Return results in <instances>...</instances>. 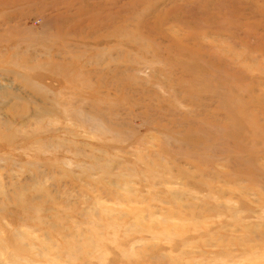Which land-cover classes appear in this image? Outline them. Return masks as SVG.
<instances>
[{"label": "rangeland", "instance_id": "obj_1", "mask_svg": "<svg viewBox=\"0 0 264 264\" xmlns=\"http://www.w3.org/2000/svg\"><path fill=\"white\" fill-rule=\"evenodd\" d=\"M6 224L32 264H264V0H0Z\"/></svg>", "mask_w": 264, "mask_h": 264}, {"label": "bare ground", "instance_id": "obj_2", "mask_svg": "<svg viewBox=\"0 0 264 264\" xmlns=\"http://www.w3.org/2000/svg\"><path fill=\"white\" fill-rule=\"evenodd\" d=\"M5 126L9 127L7 124ZM44 244H48L45 237L40 243L39 250L33 248L32 237L26 230L14 229L9 224L0 226V264H32L33 256L38 251L41 252V257L46 258L47 251L44 249ZM71 247L73 249V245Z\"/></svg>", "mask_w": 264, "mask_h": 264}]
</instances>
